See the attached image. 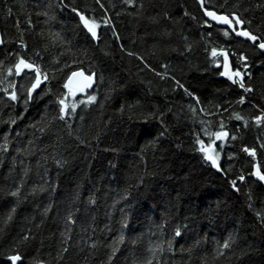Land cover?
Returning a JSON list of instances; mask_svg holds the SVG:
<instances>
[{
	"label": "trees",
	"instance_id": "1",
	"mask_svg": "<svg viewBox=\"0 0 264 264\" xmlns=\"http://www.w3.org/2000/svg\"><path fill=\"white\" fill-rule=\"evenodd\" d=\"M204 8L264 42V0ZM0 33V264L16 253L18 264H264L256 45L194 0H0ZM225 55L252 91L222 75ZM21 57L41 71L31 98L36 72L16 75ZM77 70L94 75L91 90L65 87Z\"/></svg>",
	"mask_w": 264,
	"mask_h": 264
},
{
	"label": "snow or ice",
	"instance_id": "2",
	"mask_svg": "<svg viewBox=\"0 0 264 264\" xmlns=\"http://www.w3.org/2000/svg\"><path fill=\"white\" fill-rule=\"evenodd\" d=\"M127 2V0H126ZM204 0H201V4H203ZM78 15H80L79 13H77ZM206 15L211 17L212 19L214 20H217L219 22H222L224 24H228L229 26L232 25L233 21L236 23V24H242L243 21L238 17V16H233L232 19H229L228 16H217L215 12H206ZM80 19L84 22L85 26L88 28V31L91 32L92 36L95 38L96 37V27L97 25L92 22V23H89V21L83 16V15H80ZM237 35H240V36H244V37H247L248 39L252 40L254 43L258 40V38L255 36V35H252L250 32L248 31H240V32H237L236 33ZM225 35H227V33H225ZM0 43H2V41H0ZM258 47L261 49V50H264V42H260L258 44ZM223 54V53H221ZM212 55L213 56H216L217 55V52L215 49H213V52H212ZM241 60H245L246 61V57H241ZM225 72L222 73V75H227L229 79H233V77H241V73L239 71H235V72H229L227 70V56L225 55ZM245 67H246V64H245ZM14 68H15V74L16 75H20V73L22 72L23 69H33L35 72H36V81L35 83L32 84L31 88L28 90V96L29 98H31V94L32 92L40 85L41 83V79H40V76H41V71L38 67H35L33 64L29 63V62H26L22 57L18 60L17 64L14 65ZM9 74L11 75L12 74V69H9L8 70ZM77 75H80V76H83V73H73V76H77ZM44 79L46 80L47 79V76L45 75L44 76ZM71 79V78H70ZM87 80L91 81V77H86ZM240 84V87L244 89L245 92H250L252 91L251 88H246L243 81H242V77H241V80L240 81H237V80H234L233 79V83H238ZM65 87H68V85L66 84ZM5 91H7L5 89ZM189 95H191V93H189ZM10 99L12 100H16L17 99V95L15 92H12L10 94ZM95 100V97H89V102L91 101H94ZM58 103L61 105V108H60V112H61V115L59 117V119H64L65 118V115L67 114L66 113V108H67V105L65 104V100L64 99H60L58 101ZM239 103H244V98L242 97L241 100L239 101ZM75 110V105H73V111ZM237 119H241V117L239 115L236 116ZM262 120H264V117H257V122H261ZM217 139H220L221 136H226L227 133H216L215 134ZM233 139H235V137H233ZM199 143L201 144V147H200V151L204 152L205 153V159L206 160H210L213 164L214 167H218L217 166V158L218 157H214L212 155L209 154V149L205 148L204 147V144L202 141H199ZM6 150V149H5ZM244 151H249L248 149H244ZM250 155H254V151L253 152H249ZM219 170V169H218ZM256 175L258 176V178L261 180V181H264V175L260 174L259 171H257ZM240 179H243V177H240ZM233 186H235L236 184V181H233ZM11 196L13 197H17L19 195V189H17L16 191H12L10 193ZM16 211L15 207H13L8 215V219L10 220L12 218V213H14ZM47 209H45V214L47 213ZM70 219V218H69ZM179 230H177L176 232V235H179ZM29 239V236L28 235H25L23 236L22 238V241H27ZM231 237H229L228 240H225L222 247L223 248H229L230 247V241H231ZM123 241V236L120 237V242ZM171 245V242L169 241V246ZM156 249H160V245H156L155 248L153 249V251L155 252ZM162 250V249H161ZM66 251V249H65ZM115 253V249H113V254ZM7 259L11 262V264H17L18 261H20L22 259L21 255L19 253H16L14 255H9L7 257ZM111 259V257L109 258ZM148 264H151V261H148Z\"/></svg>",
	"mask_w": 264,
	"mask_h": 264
},
{
	"label": "water",
	"instance_id": "3",
	"mask_svg": "<svg viewBox=\"0 0 264 264\" xmlns=\"http://www.w3.org/2000/svg\"><path fill=\"white\" fill-rule=\"evenodd\" d=\"M197 2L201 5V0H197ZM210 12H212V11H210ZM216 15L217 16H224V14H217V13H216ZM204 16L212 25H215V26L223 28V29L230 30L232 33H234V36H236L238 39H241L244 42H248L251 45H254L256 42H258V40H257L254 43L252 40L248 39L247 37L240 36V35L236 34L237 32H240V31H248V30H245V29H241V27H242L241 24H237L238 31H234V27H235V22L234 21H233L232 25L229 26L228 24H224L222 22H219V21L214 20L211 17L207 16L206 12H204ZM0 41H2L1 34H0ZM1 46H2V43H0V47ZM257 49L260 52L264 53V50H261L258 47V45H257ZM227 70H229L228 61H227ZM73 73H83V76H80V75L73 76ZM73 73H71L68 76L67 81H66V83H67L69 88H71L72 90H74V91H76L78 93H84V92H87V91L92 89V87L94 85V79H95L94 75L89 76V75L85 74L82 70H77V71H74ZM86 77H91V81L87 80Z\"/></svg>",
	"mask_w": 264,
	"mask_h": 264
},
{
	"label": "bare ground",
	"instance_id": "4",
	"mask_svg": "<svg viewBox=\"0 0 264 264\" xmlns=\"http://www.w3.org/2000/svg\"><path fill=\"white\" fill-rule=\"evenodd\" d=\"M197 4H198V6H199V8H200V10H201V13H202V15H203V17H204V20L205 21H207L208 23H210L206 18H205V16H204V12H210V11H212V12H215L214 10H210V9H206V8H204V2H203V4H199L198 2H197V0H194ZM215 13H217V12H215ZM217 14H224V13H217ZM224 16H228L229 17V19H232V17L233 16H237L236 14H232V15H226V14H224ZM240 18V17H239ZM241 19V18H240ZM211 24V23H210ZM212 25V24H211ZM242 25V27H243V23L241 24ZM213 26H215V25H213ZM215 27H217V26H215ZM241 27V28H242ZM217 28H220V27H217ZM245 29V28H244ZM228 32H230V33H232L230 30H227ZM234 31H238V27H235L234 28ZM251 33V32H250ZM1 34V33H0ZM232 34H234V33H232ZM252 34V33H251ZM253 35V34H252ZM2 36V35H1ZM236 37V36H235ZM237 38V37H236ZM258 38V37H257ZM241 40V39H240ZM242 41V40H241ZM244 42V41H243ZM248 43V42H247ZM260 42H259V38H258V42H256L254 45H256V48H257V45L259 44ZM259 51V50H258ZM263 53V52H262ZM228 61V65H229V60H227ZM230 67V66H229ZM229 70H230V68H229ZM74 72V71H73ZM73 72H71V73H73ZM70 73V74H71ZM69 74V75H70ZM6 260L8 261V259L6 258ZM8 262H10V261H8ZM20 261H18L17 262V264L19 263ZM11 263V262H10Z\"/></svg>",
	"mask_w": 264,
	"mask_h": 264
},
{
	"label": "flooded vegetation",
	"instance_id": "5",
	"mask_svg": "<svg viewBox=\"0 0 264 264\" xmlns=\"http://www.w3.org/2000/svg\"><path fill=\"white\" fill-rule=\"evenodd\" d=\"M235 27H237V25H235ZM234 27V28H235ZM243 28V27H242ZM225 30H228V29H225ZM245 43H247V42H245ZM256 48V47H255ZM257 50V49H256ZM258 51V50H257ZM233 61L234 63H235V59H234V57H232V58H230L229 59V68H230V70H229V72H234L233 70H232V67H231V61ZM241 62H244L245 60H240ZM225 63H226V61L224 62V66H225ZM226 69L224 68V71H225Z\"/></svg>",
	"mask_w": 264,
	"mask_h": 264
},
{
	"label": "rangeland",
	"instance_id": "6",
	"mask_svg": "<svg viewBox=\"0 0 264 264\" xmlns=\"http://www.w3.org/2000/svg\"><path fill=\"white\" fill-rule=\"evenodd\" d=\"M232 34V33H231ZM233 36H234V34H232ZM235 37V36H234ZM236 38V37H235ZM236 39H238V38H236ZM238 40H240V39H238ZM207 149H209V148H207ZM209 154H210V149H209Z\"/></svg>",
	"mask_w": 264,
	"mask_h": 264
}]
</instances>
